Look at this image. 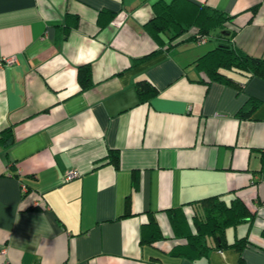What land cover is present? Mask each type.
<instances>
[{
    "label": "crops",
    "instance_id": "0c3cea01",
    "mask_svg": "<svg viewBox=\"0 0 264 264\" xmlns=\"http://www.w3.org/2000/svg\"><path fill=\"white\" fill-rule=\"evenodd\" d=\"M158 1L0 0V263L264 264V77L208 82L195 64L220 42L264 58V0H192L236 30L168 48L146 29ZM139 80L155 88L142 102ZM215 195L253 211L224 232L243 247L173 251L168 212L193 232L194 204ZM150 216L162 236L142 243Z\"/></svg>",
    "mask_w": 264,
    "mask_h": 264
},
{
    "label": "trees",
    "instance_id": "16d2710c",
    "mask_svg": "<svg viewBox=\"0 0 264 264\" xmlns=\"http://www.w3.org/2000/svg\"><path fill=\"white\" fill-rule=\"evenodd\" d=\"M153 8L154 16L146 23V29L148 34L157 41L158 47L168 48L183 40L198 42L202 37H206V41H209L222 34L231 38L236 30L232 21L233 16L192 0H171L169 3L158 1L154 3ZM195 64L208 82L233 83L234 79L231 76L233 71L244 73L247 77L253 75L264 77V58L252 57L228 42H220L209 49L195 60ZM77 76L81 89L91 85L90 69L87 66L80 67ZM135 88L139 102L155 94V88L147 80H139ZM242 113L247 112L242 111ZM3 134L9 138L11 132L4 130ZM111 154V163L114 167H118V153ZM194 205L193 232L186 229L185 217L180 208H174L175 210L171 209V212H168L177 238L173 251L194 259L206 254L212 248V243L208 241L211 237L214 246L217 247L229 245L238 250L243 247L245 238H236L228 243L224 236L226 228L235 227L253 219L254 213L243 199L235 197L226 202L215 195L199 199ZM161 236L157 222L150 216L149 221L142 226L140 242L152 243ZM239 264H242V258Z\"/></svg>",
    "mask_w": 264,
    "mask_h": 264
},
{
    "label": "built area",
    "instance_id": "2783aa9c",
    "mask_svg": "<svg viewBox=\"0 0 264 264\" xmlns=\"http://www.w3.org/2000/svg\"><path fill=\"white\" fill-rule=\"evenodd\" d=\"M206 41V37H202L198 40V43H203ZM2 61L6 62V63H13L15 61V57L11 56V57H7L4 58ZM79 175V173L76 170H68L64 176H63V180L64 181H69L72 180L73 178L77 177ZM25 190V189H24ZM5 249L3 248L1 250V254H5ZM0 264H10L8 260L4 259Z\"/></svg>",
    "mask_w": 264,
    "mask_h": 264
}]
</instances>
